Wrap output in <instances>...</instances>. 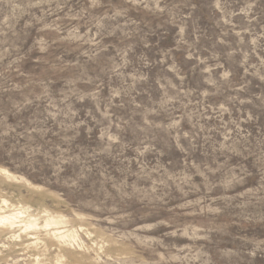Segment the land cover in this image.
<instances>
[{"label":"rangeland","instance_id":"obj_1","mask_svg":"<svg viewBox=\"0 0 264 264\" xmlns=\"http://www.w3.org/2000/svg\"><path fill=\"white\" fill-rule=\"evenodd\" d=\"M0 264H264V0H0Z\"/></svg>","mask_w":264,"mask_h":264}]
</instances>
